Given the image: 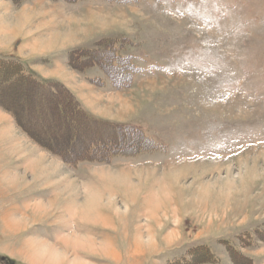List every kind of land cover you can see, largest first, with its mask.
I'll return each instance as SVG.
<instances>
[{"label": "rangeland", "instance_id": "374dc122", "mask_svg": "<svg viewBox=\"0 0 264 264\" xmlns=\"http://www.w3.org/2000/svg\"><path fill=\"white\" fill-rule=\"evenodd\" d=\"M82 263L264 264V0H0V264Z\"/></svg>", "mask_w": 264, "mask_h": 264}, {"label": "bare ground", "instance_id": "6f19581e", "mask_svg": "<svg viewBox=\"0 0 264 264\" xmlns=\"http://www.w3.org/2000/svg\"><path fill=\"white\" fill-rule=\"evenodd\" d=\"M85 213H86V212H85ZM85 213H84V214H85ZM89 216H90V215H89ZM87 218H88V216H87ZM91 220L93 221V219H91ZM91 220H89V221H91ZM102 248H104V247H102ZM104 252H105V251H104ZM82 264H83V263H82Z\"/></svg>", "mask_w": 264, "mask_h": 264}]
</instances>
